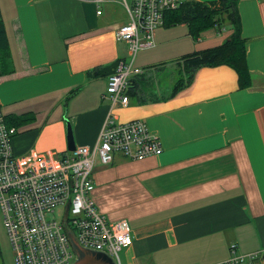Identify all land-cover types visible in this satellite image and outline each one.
I'll return each mask as SVG.
<instances>
[{
    "label": "crops",
    "instance_id": "crops-1",
    "mask_svg": "<svg viewBox=\"0 0 264 264\" xmlns=\"http://www.w3.org/2000/svg\"><path fill=\"white\" fill-rule=\"evenodd\" d=\"M236 1L250 88L240 89L228 66L202 68L167 96L137 87V76L129 105L113 111L118 122L147 123L164 149L95 164L98 210L133 230L122 264H216L232 257L233 244L246 258L238 264H264L261 256L248 258L264 247V0ZM0 9L11 54L0 69V101L9 118L26 119L13 139L15 154L66 153V120L76 145L93 147L109 114V76L129 59L128 44L116 38L129 21L123 0H0ZM227 24L198 40L187 25H164L155 35L156 59L179 67L182 57L229 39ZM98 68L105 71L89 78Z\"/></svg>",
    "mask_w": 264,
    "mask_h": 264
},
{
    "label": "built area",
    "instance_id": "built-area-1",
    "mask_svg": "<svg viewBox=\"0 0 264 264\" xmlns=\"http://www.w3.org/2000/svg\"><path fill=\"white\" fill-rule=\"evenodd\" d=\"M189 0H123L129 21L116 32L117 41L129 47V59L120 61L109 76L107 96L109 114L93 147L77 146L63 154H44L32 150L16 155L13 139L20 129L8 123L0 101V209L15 255V264H73L77 259L67 228L83 248L106 252L117 264L120 253L132 245V227L126 220L110 223L94 200L92 174L98 161L111 165L115 156L142 160L163 153L159 136L147 123L116 121L113 111L130 103V80L144 71L135 66L141 51L155 47L156 31L165 25V15L180 9ZM101 14V11L98 12ZM64 208L62 220L54 219ZM216 264H238L246 258L235 255ZM264 258V247L250 255V261Z\"/></svg>",
    "mask_w": 264,
    "mask_h": 264
},
{
    "label": "trees",
    "instance_id": "trees-1",
    "mask_svg": "<svg viewBox=\"0 0 264 264\" xmlns=\"http://www.w3.org/2000/svg\"><path fill=\"white\" fill-rule=\"evenodd\" d=\"M226 22L232 27L233 34L222 45L191 53L179 60L178 65L186 78L177 82L173 95L192 84L197 71L206 67L228 66L236 71L240 89H248L252 86L247 64V41L242 34V20L236 0H218L212 3L189 1L180 9L165 15V26L187 25L194 40H198L207 30L216 27L222 29ZM10 60L9 41L0 9V69L8 67ZM104 71L105 68H98L89 71L87 75L92 79ZM136 84L138 87L140 82L136 81ZM137 87L132 86L128 94H134ZM80 91L81 87L73 89L67 102L75 98ZM25 121L24 118H8V123L16 127H20Z\"/></svg>",
    "mask_w": 264,
    "mask_h": 264
},
{
    "label": "rangeland",
    "instance_id": "rangeland-1",
    "mask_svg": "<svg viewBox=\"0 0 264 264\" xmlns=\"http://www.w3.org/2000/svg\"><path fill=\"white\" fill-rule=\"evenodd\" d=\"M132 4V3H130ZM226 27L230 26L227 24ZM155 49L141 51L137 55L135 66L144 71V76H140L139 82L150 92H160L161 95L167 96L175 89L177 82L186 78L180 67L174 64L162 63L155 56ZM64 208H58L56 215L53 216L59 222L62 220ZM122 259V252L120 253ZM76 261V260H75ZM0 264H15V255L10 244L2 211L0 209Z\"/></svg>",
    "mask_w": 264,
    "mask_h": 264
},
{
    "label": "water",
    "instance_id": "water-1",
    "mask_svg": "<svg viewBox=\"0 0 264 264\" xmlns=\"http://www.w3.org/2000/svg\"><path fill=\"white\" fill-rule=\"evenodd\" d=\"M66 124H67L68 151L73 152L77 147L73 134V128L69 120H66ZM67 231L71 239L74 252L77 256V259L73 264H117V262L104 251L83 248L78 243L75 234L68 228Z\"/></svg>",
    "mask_w": 264,
    "mask_h": 264
}]
</instances>
